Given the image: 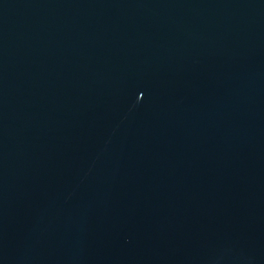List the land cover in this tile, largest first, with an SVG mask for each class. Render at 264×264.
I'll return each instance as SVG.
<instances>
[{
    "label": "water",
    "instance_id": "water-1",
    "mask_svg": "<svg viewBox=\"0 0 264 264\" xmlns=\"http://www.w3.org/2000/svg\"><path fill=\"white\" fill-rule=\"evenodd\" d=\"M0 264H264V0H0Z\"/></svg>",
    "mask_w": 264,
    "mask_h": 264
}]
</instances>
